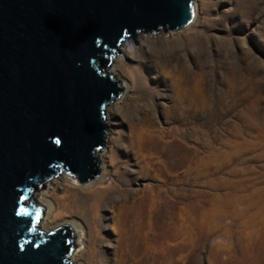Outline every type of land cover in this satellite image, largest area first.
Instances as JSON below:
<instances>
[{"label": "rangeland", "instance_id": "rangeland-1", "mask_svg": "<svg viewBox=\"0 0 264 264\" xmlns=\"http://www.w3.org/2000/svg\"><path fill=\"white\" fill-rule=\"evenodd\" d=\"M192 2L189 26L138 36L112 62L128 90L109 106L102 172L85 183L58 174L36 194L42 231L86 227L78 264H90L83 242L94 234L79 210L103 199L105 221L120 201L123 234L153 226V247L128 264H264V0ZM174 87L184 106L173 112ZM66 195L76 206L64 210Z\"/></svg>", "mask_w": 264, "mask_h": 264}, {"label": "water", "instance_id": "water-1", "mask_svg": "<svg viewBox=\"0 0 264 264\" xmlns=\"http://www.w3.org/2000/svg\"><path fill=\"white\" fill-rule=\"evenodd\" d=\"M194 20L192 0H0V264H72L69 225L42 231L37 192L100 173L111 65L138 36Z\"/></svg>", "mask_w": 264, "mask_h": 264}, {"label": "bare ground", "instance_id": "bare-ground-1", "mask_svg": "<svg viewBox=\"0 0 264 264\" xmlns=\"http://www.w3.org/2000/svg\"><path fill=\"white\" fill-rule=\"evenodd\" d=\"M195 20V18H194ZM193 20V21H194ZM192 21V22H193ZM191 22V23H192ZM189 23V25L191 24ZM187 25V26H189ZM185 26V27H187ZM184 27V28H185ZM183 29V28H182ZM178 31V30H177ZM141 37H143L141 35ZM126 46H124L121 49V52L125 51ZM122 60V58L119 57V55L113 60V63H120ZM111 70L113 71V65L111 66ZM139 76V75H138ZM160 79H162L161 77H159V79H157V83L159 84V82L161 81ZM168 83V82H167ZM166 83V84H167ZM120 84L122 85L123 88V96L126 94L128 88L126 85V82H120ZM167 94V99H168V107L167 109H171L173 112L177 111L176 108H182L184 105L181 102L180 98L177 96V92L176 89L174 87V89H170L168 88V90H166ZM122 99V98H121ZM129 100L131 101V97H129ZM111 107L107 108V123L108 125L111 124V118L109 116V111H110ZM195 114L198 116L199 112L195 111ZM193 112V113H194ZM110 140L109 136L107 137V141L106 143H108ZM108 153V150H106V148H104V151L100 157V173L102 172L103 168H104V164H103V159L106 157ZM110 175L111 177H113L115 179V176L113 175V170H111V172H106L103 176V179L105 180V182L107 181L106 177ZM55 180V179H54ZM53 180V181H54ZM52 181V182H53ZM51 182V183H52ZM50 184V183H48ZM69 198V196H62L60 198V201H63V203L60 204V207L63 208L64 210L69 209L70 206H76L75 204V200H69L66 201ZM38 201V198H36ZM105 201V199H103ZM103 200L101 201H96L93 204L88 205L86 203V205H88V208H86L85 210H79L80 213H84V215L87 217L89 216V213H91V217H92V222L94 224V234L92 235L91 231L89 233H87V239L84 240V244L86 245V251L85 253L87 254L90 264H126L131 256L134 257L136 255V250L139 249L140 246H145L147 249H151L154 245V240L153 238L155 237L154 234V229L152 224H146L143 226H127L125 229V234L122 233V231H120V227L117 225V220H118V216L120 213V201L117 200L115 202H113V216L108 217V221H105V216H103V214H99V209L100 207L104 204ZM40 203L41 206H46L44 203H41L40 201H38ZM48 207L50 209H53V205L50 203L48 204ZM119 211V213H118ZM89 212V213H88ZM106 223H113L115 226V229H112V232L110 233V231L106 228ZM70 227L72 228L74 235L78 241V239H80L81 234L78 231V228H85L86 227L84 225H70ZM43 230H45L46 232H50V229L44 227ZM88 230V229H87ZM84 256L83 251H73L72 253V264H78V262L81 260V258ZM128 264V263H127Z\"/></svg>", "mask_w": 264, "mask_h": 264}]
</instances>
